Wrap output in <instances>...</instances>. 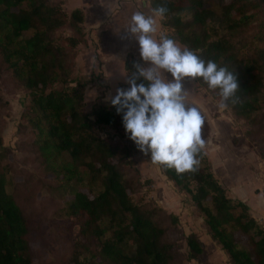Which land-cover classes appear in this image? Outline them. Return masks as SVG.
<instances>
[{
	"label": "trees",
	"instance_id": "1",
	"mask_svg": "<svg viewBox=\"0 0 264 264\" xmlns=\"http://www.w3.org/2000/svg\"><path fill=\"white\" fill-rule=\"evenodd\" d=\"M151 1L154 8L168 9L161 22L169 38L234 71L240 101L228 108L247 126L264 166V0ZM85 40L80 7L68 10L65 0H0V60L28 91L19 130L26 127L34 135L30 144L45 176L58 183L50 182V189L73 195L63 208L73 244L71 264H185L193 259L211 264L203 258L196 232L182 233L186 250L179 248L177 213L155 199L135 196L141 180L132 149L99 130L109 127L124 135L123 114L106 99L86 110L87 81L73 77L76 48ZM134 63L141 64L140 59L128 54L129 79ZM195 81L208 89L200 78ZM208 90L221 99L218 90ZM200 110L206 141L211 123ZM197 158L194 173L160 168L179 193L188 195L230 264H264V222L246 201L229 194L204 148ZM10 183L0 173V264H34L33 220L18 201L20 185L9 191Z\"/></svg>",
	"mask_w": 264,
	"mask_h": 264
},
{
	"label": "rangeland",
	"instance_id": "2",
	"mask_svg": "<svg viewBox=\"0 0 264 264\" xmlns=\"http://www.w3.org/2000/svg\"><path fill=\"white\" fill-rule=\"evenodd\" d=\"M66 32H69V30H66ZM85 41L76 48L77 55L73 66V77L87 81L85 103L86 110L91 112L99 100H105L109 96L113 97L116 93L114 95L110 93L108 78L101 67L102 61L99 56H96L97 62L94 69L84 72L82 65L87 63L88 55L80 57L79 53ZM120 84L118 88H120ZM184 84L186 86L191 84L196 89H203L213 102H220L219 98L211 95L209 90L200 86L195 79L189 80L186 78ZM27 92L26 89L21 88L17 84L6 64L0 60V173H5L8 179L11 180V183L8 184L9 191L14 189L15 183L20 185V189L17 190L18 201L24 207L26 213L31 216L34 224L32 237L34 264H71L73 244L69 238L68 220L64 215L63 208L73 195L50 189V182H53L52 185H57L58 183L45 176L39 163L38 154L30 144L34 135L26 127L23 130H19V118L28 100ZM215 112L214 115H217V118L221 116L226 121L231 122L234 128L231 138H234L238 145L244 140L253 142L256 147L254 149L258 154V160H256L258 166L260 164L259 156L261 158L262 156L257 143L246 135L247 126L242 122H238L228 107L225 109L219 108ZM99 130L102 135L110 138L115 144L132 149L131 159L135 168L140 171L141 180V187L135 196L137 198L142 196L145 199H155L167 211H173L179 215V227L182 231V236L177 241L179 248L183 251L186 250L183 234L194 231L204 244V259L211 264H230L223 249L211 238L199 213L193 212V203L188 195L184 192H178L175 185L163 174L160 166L154 165L150 161V157L143 156L135 144L127 138L126 134L122 135L109 127L100 126ZM212 130L213 125L211 123L209 135H211ZM205 146L207 148L210 147V143H205ZM250 146L253 147L252 144ZM206 154L208 155L207 152ZM231 156L232 159H229L228 165L234 171L240 170L241 172L243 167H247L248 163L246 161L248 158H245L239 151H234V155L231 154ZM211 163L213 166L212 161ZM45 179L46 182L42 183ZM185 264L200 263L193 259L186 261Z\"/></svg>",
	"mask_w": 264,
	"mask_h": 264
},
{
	"label": "clouds",
	"instance_id": "3",
	"mask_svg": "<svg viewBox=\"0 0 264 264\" xmlns=\"http://www.w3.org/2000/svg\"><path fill=\"white\" fill-rule=\"evenodd\" d=\"M167 12L166 6L158 5L152 15L141 11L132 14L124 30L138 42L140 58L148 66L134 63L130 79L128 72L122 74L130 87L117 88L116 95L106 100L117 114H123L125 134L138 151L154 165L174 169L180 175L198 171L197 157L206 143L201 135L204 116L200 108L186 103V78H200L208 89L218 90L220 109L239 103L236 94L240 87L227 66L205 61L163 32L158 34L156 18ZM138 79L144 82L137 84Z\"/></svg>",
	"mask_w": 264,
	"mask_h": 264
},
{
	"label": "crops",
	"instance_id": "4",
	"mask_svg": "<svg viewBox=\"0 0 264 264\" xmlns=\"http://www.w3.org/2000/svg\"><path fill=\"white\" fill-rule=\"evenodd\" d=\"M65 7L68 10L75 7L83 9L86 41L83 46L80 45L82 49L79 54L80 57L88 56L87 63H82V67L84 72L94 69L97 62L96 56H99L102 61L101 67L108 78L111 94L114 95L118 85L125 82L126 77L122 74L127 72L125 60L128 54L139 58L142 66H148L140 58L138 42L124 29L128 27L134 12L141 11L145 15H152L154 7L151 0H65ZM156 19L158 34L159 32L165 34L166 29L161 18ZM176 42L184 48L180 42ZM165 75L171 78L170 74ZM184 87L187 92V101L198 105L213 125L211 135L206 139L210 147L204 148L213 162L214 172L229 189V193L246 201L252 212L264 222V166L260 156V164L257 166L258 154L254 149L255 145L252 141V143L249 142L250 140H244L238 145L234 138H231L234 131L231 122L214 115L215 110L219 109V103L216 101L214 103L205 90L196 89L191 84L189 86L184 84ZM251 144L253 147L250 146ZM234 151H239L248 158L246 161L248 165L243 167L241 172L234 171L228 165Z\"/></svg>",
	"mask_w": 264,
	"mask_h": 264
}]
</instances>
